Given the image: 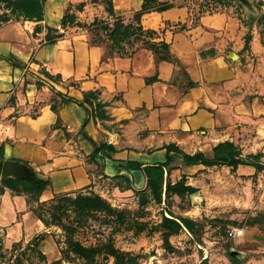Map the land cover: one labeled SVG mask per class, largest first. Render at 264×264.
<instances>
[{
  "label": "crops",
  "instance_id": "1",
  "mask_svg": "<svg viewBox=\"0 0 264 264\" xmlns=\"http://www.w3.org/2000/svg\"><path fill=\"white\" fill-rule=\"evenodd\" d=\"M237 1L242 13L232 5L196 13L186 3L144 13L140 23L167 47L139 45L124 55L101 29L77 23L114 16L129 21L143 0H112V14L103 0H43L39 18L0 7L3 249L38 237L46 261L58 260L54 237L33 205L117 175L143 189L145 166H161L164 184H171V177L208 167L185 155L211 159L234 127L264 126V0ZM66 11L75 19L62 27ZM177 24L182 28L171 27ZM49 27L63 35L47 42ZM36 81L59 96L39 90ZM5 162L32 180L3 173ZM6 178L42 187L15 192Z\"/></svg>",
  "mask_w": 264,
  "mask_h": 264
},
{
  "label": "rangeland",
  "instance_id": "2",
  "mask_svg": "<svg viewBox=\"0 0 264 264\" xmlns=\"http://www.w3.org/2000/svg\"><path fill=\"white\" fill-rule=\"evenodd\" d=\"M174 1L192 5L196 13L238 4L237 0L229 4ZM39 3L41 0H0V7L15 15H32ZM211 4L218 9L210 10ZM139 38L141 35L131 31L109 43L116 52L131 51L140 45ZM231 133L219 141L227 143L218 154L223 160L216 159L188 177H171L173 183L167 189L163 185L159 196L148 186L140 189L124 184L117 175L64 193L66 198L54 202L55 208L33 205L60 252L59 262L53 264H91L69 250L71 239L92 247L97 264H264V126L234 127ZM237 158L246 163L242 165L257 160L262 167L234 169L229 162ZM163 216L189 218L192 228L168 229ZM233 227L241 228L243 234L228 236ZM17 261L45 264L26 249V243L16 249H0V263Z\"/></svg>",
  "mask_w": 264,
  "mask_h": 264
},
{
  "label": "trees",
  "instance_id": "3",
  "mask_svg": "<svg viewBox=\"0 0 264 264\" xmlns=\"http://www.w3.org/2000/svg\"><path fill=\"white\" fill-rule=\"evenodd\" d=\"M93 1V0H92ZM106 4V9L107 11L112 14V0H103ZM232 0H214L216 3H222V4H229ZM183 3H177L174 0H143L142 7L139 11L135 12L132 15V18L129 22H125L124 19L120 16H114L112 21H107V20H102V19H94L92 22L89 24L86 23H77L79 26L86 28L87 30H94V29H101L106 38L111 42L115 43L120 41L123 37L128 36L131 34V31L133 33H137L139 36L141 35L140 40V45L141 46H146L149 47L155 51H158L160 49H166L167 43L163 41H156L155 37L157 35L156 31L150 28H144L143 25L140 23L141 16L144 13L151 12V11H162L166 10L168 8H171L176 5H180ZM236 6V9L241 12L240 5L237 3H234ZM43 6V0H41V3H39L37 10L34 14L28 15L25 14V12H22L20 15H23L26 18H39L41 16V10ZM82 4L78 5L77 8H81ZM199 13H202V11H199ZM75 15L73 13H70L69 11H66L64 16L62 17L61 20V26H65L67 24L74 23ZM52 30L53 33L46 34V41L47 42H54L56 39L61 37L63 35L62 32H60L57 28H48V31ZM248 40V39H247ZM113 49V48H112ZM135 48H133L131 51H125L123 50L122 52H116L118 55H124V54H129L131 53ZM44 74H46L44 72ZM36 85L39 90L45 89L46 91L50 92L54 96H59L56 92L53 91V89H50L49 87H45L40 81H36ZM227 143L225 142H219L217 143L213 150H214V155L213 158L208 159L205 158L204 156L196 155L193 157H189L185 155L186 161L191 163H203L205 165H213L216 161V159H222L218 158L219 151H222ZM1 151V150H0ZM226 158V157H224ZM223 160V159H222ZM169 158L166 161L165 165L168 164ZM232 167L235 169L238 165L246 164L241 161V158H237L235 160H231L229 162ZM251 166L255 168H260L262 167V163L255 160L249 163ZM0 169H1V163H0ZM144 173L146 174L148 178V187L152 189L153 192L157 196L160 195V192L162 190L163 185L165 186V189L169 187L170 182H166L164 184V171L161 166H145L144 167ZM4 184L12 189L15 192L25 190V191H38L42 187L41 182H34V181H20L18 179L14 178H6L4 179ZM64 193L62 194H57L54 195L51 199L47 201H43L37 204L40 205H48L52 207H57L54 205V202H58L66 198L63 196ZM34 211V209L32 208ZM34 213L37 215V213L34 211ZM38 216V215H37ZM39 217V216H38ZM40 218V217H39ZM41 219V218H40ZM41 221L47 226V223L41 219ZM163 225L168 228V229H179L181 227H185L188 230H191L192 228V220L189 218H179V219H174L170 217L163 216ZM38 238V237H37ZM37 238L34 239L31 242L26 243V249L29 251H32L37 254V257L43 261L45 264H53L56 262H59L58 260L54 262H47L45 259V256L37 249ZM69 244L71 246V249H69L75 256H78L82 259H85L86 261H89L91 264H97V261L94 259V250L90 246H85L81 244L78 240L71 239L69 240ZM22 247V242H16L14 243L11 248L16 249ZM0 249L1 247V239H0ZM7 250V249H6ZM16 264H20V262L17 261Z\"/></svg>",
  "mask_w": 264,
  "mask_h": 264
},
{
  "label": "water",
  "instance_id": "4",
  "mask_svg": "<svg viewBox=\"0 0 264 264\" xmlns=\"http://www.w3.org/2000/svg\"><path fill=\"white\" fill-rule=\"evenodd\" d=\"M2 172L3 173H9L20 180H32L31 175H28V173L21 167H19L16 164H11L9 162H5L2 166Z\"/></svg>",
  "mask_w": 264,
  "mask_h": 264
},
{
  "label": "built area",
  "instance_id": "5",
  "mask_svg": "<svg viewBox=\"0 0 264 264\" xmlns=\"http://www.w3.org/2000/svg\"><path fill=\"white\" fill-rule=\"evenodd\" d=\"M211 6L213 7H210V10L214 9V10H217L219 6H214L213 4H211ZM221 8V6H220ZM236 8V7H235ZM171 27H174V28H182L180 25H171ZM157 33V32H156ZM156 38V37H155ZM157 41V40H156ZM227 234L228 236H231V237H240L242 234H243V230L241 228H238V227H233L231 229H228L227 231Z\"/></svg>",
  "mask_w": 264,
  "mask_h": 264
}]
</instances>
